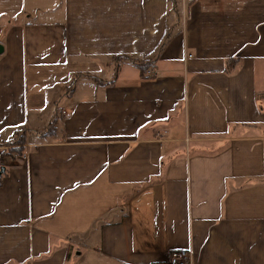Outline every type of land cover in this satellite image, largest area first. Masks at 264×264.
Listing matches in <instances>:
<instances>
[{
	"label": "crops",
	"instance_id": "1",
	"mask_svg": "<svg viewBox=\"0 0 264 264\" xmlns=\"http://www.w3.org/2000/svg\"><path fill=\"white\" fill-rule=\"evenodd\" d=\"M21 138L0 264H264V0H0Z\"/></svg>",
	"mask_w": 264,
	"mask_h": 264
},
{
	"label": "built area",
	"instance_id": "2",
	"mask_svg": "<svg viewBox=\"0 0 264 264\" xmlns=\"http://www.w3.org/2000/svg\"><path fill=\"white\" fill-rule=\"evenodd\" d=\"M155 73L154 69H149L148 74ZM19 144H0V159L6 155L8 152L14 150ZM168 264H194L193 263V253L190 249H178L171 253L170 260Z\"/></svg>",
	"mask_w": 264,
	"mask_h": 264
},
{
	"label": "trees",
	"instance_id": "3",
	"mask_svg": "<svg viewBox=\"0 0 264 264\" xmlns=\"http://www.w3.org/2000/svg\"><path fill=\"white\" fill-rule=\"evenodd\" d=\"M114 57H116L118 60H125V61L133 62L134 65L139 68L142 77L151 76L150 74H148V70L153 65L151 61H148V60H136V59L134 60L131 57L120 56V55L114 56ZM238 59H239L238 57L237 58H230L228 60L227 66L225 67V71L229 72V73L232 72L236 68V65H237V63L239 61ZM54 121H53V123H54ZM20 142H22V138L18 139L17 141H15V143H20Z\"/></svg>",
	"mask_w": 264,
	"mask_h": 264
},
{
	"label": "water",
	"instance_id": "4",
	"mask_svg": "<svg viewBox=\"0 0 264 264\" xmlns=\"http://www.w3.org/2000/svg\"><path fill=\"white\" fill-rule=\"evenodd\" d=\"M2 171H3V168H2Z\"/></svg>",
	"mask_w": 264,
	"mask_h": 264
}]
</instances>
